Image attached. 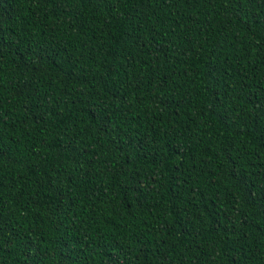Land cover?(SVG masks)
<instances>
[{"label": "trees", "instance_id": "obj_1", "mask_svg": "<svg viewBox=\"0 0 264 264\" xmlns=\"http://www.w3.org/2000/svg\"><path fill=\"white\" fill-rule=\"evenodd\" d=\"M0 264H264V0H0Z\"/></svg>", "mask_w": 264, "mask_h": 264}]
</instances>
